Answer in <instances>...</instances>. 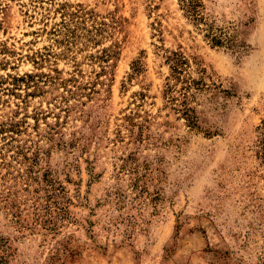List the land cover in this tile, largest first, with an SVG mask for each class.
Segmentation results:
<instances>
[{"label":"rangeland","instance_id":"obj_1","mask_svg":"<svg viewBox=\"0 0 264 264\" xmlns=\"http://www.w3.org/2000/svg\"><path fill=\"white\" fill-rule=\"evenodd\" d=\"M200 1L0 0V264H264V0Z\"/></svg>","mask_w":264,"mask_h":264},{"label":"trees","instance_id":"obj_2","mask_svg":"<svg viewBox=\"0 0 264 264\" xmlns=\"http://www.w3.org/2000/svg\"><path fill=\"white\" fill-rule=\"evenodd\" d=\"M183 6L187 14L190 15L194 20L201 22L204 20V16L201 13V7L203 6V4L200 0H183ZM209 30L210 32L207 34V37L210 38L211 43L214 46H226L227 48L233 49L240 46L234 42V39L225 37L223 34L220 33L217 34L215 31H213L212 25H210ZM169 59L173 63L172 69L174 71V75H177L178 77L179 74L182 73V68L185 64H187V61L183 57H178L177 54H175V56L173 57H169ZM189 110V108L186 109L185 114L188 116L189 122L195 124V119L193 118V116H191V114H189Z\"/></svg>","mask_w":264,"mask_h":264}]
</instances>
